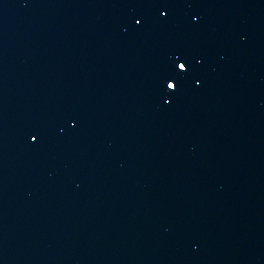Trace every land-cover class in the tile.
I'll list each match as a JSON object with an SVG mask.
<instances>
[{
    "label": "water",
    "instance_id": "95a60500",
    "mask_svg": "<svg viewBox=\"0 0 264 264\" xmlns=\"http://www.w3.org/2000/svg\"><path fill=\"white\" fill-rule=\"evenodd\" d=\"M64 1L0 0V264H32Z\"/></svg>",
    "mask_w": 264,
    "mask_h": 264
},
{
    "label": "snow or ice",
    "instance_id": "6c2138e0",
    "mask_svg": "<svg viewBox=\"0 0 264 264\" xmlns=\"http://www.w3.org/2000/svg\"><path fill=\"white\" fill-rule=\"evenodd\" d=\"M161 15H165V13L161 12ZM137 25H139L142 21L140 20H136L135 21ZM175 68H177L179 70L180 73H186L188 71V66L185 62H179V59L177 60V62L175 63ZM166 87L168 90H170L172 93H175L178 84L172 82L171 80H169L166 84ZM39 139V133H33L32 134V140L33 141H37Z\"/></svg>",
    "mask_w": 264,
    "mask_h": 264
}]
</instances>
